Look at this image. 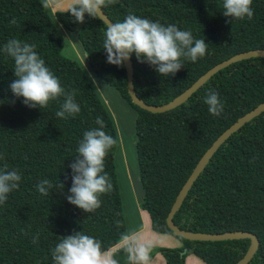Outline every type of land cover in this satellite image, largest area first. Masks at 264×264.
<instances>
[{"label":"trees","instance_id":"1","mask_svg":"<svg viewBox=\"0 0 264 264\" xmlns=\"http://www.w3.org/2000/svg\"><path fill=\"white\" fill-rule=\"evenodd\" d=\"M222 4L223 0H116L102 9L112 23L122 22L131 10L137 16L189 30L194 39H205L208 44L204 57L195 62L182 58L184 66L169 76L139 62L133 53V86L140 99L165 104L218 62L239 52L264 49V0H253L254 15L243 20L225 17ZM13 18L16 24L10 23ZM55 18L68 30L79 24L70 12L58 11ZM106 27L101 18L86 14L77 38L92 71L136 111L135 150L143 189L140 208L149 215L152 230L174 235L166 217L199 158L237 118L264 101V57L222 68L181 105L154 113L131 101L124 65L107 62L103 49ZM9 39L36 45L35 51L66 91L76 90L75 100L81 108L78 114L67 119L55 116L63 97L46 108H30L23 97H14L9 87L16 79L14 60L2 51ZM62 48L63 38L41 0H0V169L6 163L8 170L17 169L22 177L19 188L0 204V264H52L51 249L63 236L79 231L101 240L105 251L116 245L126 235L120 185L129 220L133 217L131 196L120 172L122 146L115 118L111 115L116 132L82 68L65 57ZM209 89L216 90L224 103L219 116L211 114L204 102ZM97 117L116 140L105 159L113 187L100 196L101 207L87 213L67 200L72 185L69 165L78 155L84 131L99 127ZM43 179L60 180L64 187L42 195L35 185ZM173 222L189 231L251 232L259 244L247 264H264V111L220 144L174 213ZM37 233L39 241L33 244ZM174 236L182 242L181 247L158 249L165 264H184L188 254L206 264H235L250 244V238L188 240Z\"/></svg>","mask_w":264,"mask_h":264},{"label":"clouds","instance_id":"2","mask_svg":"<svg viewBox=\"0 0 264 264\" xmlns=\"http://www.w3.org/2000/svg\"><path fill=\"white\" fill-rule=\"evenodd\" d=\"M116 0H71L66 9L76 22L83 23L87 14L90 18L102 17V9L114 4ZM253 0H223V15L231 19H252ZM11 24L17 21L13 18ZM103 49L107 62L123 67L124 62L134 53L141 63L153 66L162 76L175 75L184 64L183 59L192 62L206 55L208 44L205 39H194L189 30H180L175 24L164 25L135 15L131 10L122 22L110 23L105 30ZM36 45L9 39L2 51L14 60L16 79L10 83V89L16 98L23 97V103L30 107L46 108L51 101L63 97L60 110L55 116L61 119L74 117L81 111L75 100L76 90L66 91L60 79L50 70L46 62L35 51ZM93 84L94 77L89 74ZM14 102V101H13ZM208 111L219 116L224 111V103L219 93L209 89L204 97ZM94 127L83 133L77 148L78 155L69 165L72 170V185L67 200L87 213L101 207L100 196L112 190V183L105 171V159L110 149L116 144L113 136L104 130L102 118L97 117ZM0 159H3L0 156ZM255 159V157L253 158ZM21 174L17 169L8 170L5 163L0 169V204L8 194L19 188ZM42 195H49L52 189H63L60 180L53 183L43 179L35 185ZM124 251L128 254L130 264H148L152 244L140 241L134 236L124 237ZM39 241V234L32 237V243ZM52 264H118L111 255H106L103 242L83 231L73 232L51 249Z\"/></svg>","mask_w":264,"mask_h":264},{"label":"water","instance_id":"3","mask_svg":"<svg viewBox=\"0 0 264 264\" xmlns=\"http://www.w3.org/2000/svg\"><path fill=\"white\" fill-rule=\"evenodd\" d=\"M99 18H101L107 25L112 23L104 12L102 14V17ZM251 57H264V49H252V50L239 52L230 56L225 60H222L221 62H218L217 64L213 65L208 70H206L203 74H201L191 85H189L180 94H178L176 97H174L172 100L168 101L167 103L161 105L148 104L144 102L142 99H140L135 93L133 86V67L130 58L129 60H126L124 62V67L126 70L127 91L131 98V101L140 108L154 113L165 112L185 102L197 89H199L204 84V82H206V80H208L213 74H215L222 68H225L234 62L243 59H248ZM263 111H264V101L256 105L253 109L249 110L239 118H237V120H235L221 134H219V136H217V138L211 143V145L205 150V152L199 158V160L193 167L191 173L189 174V176L181 186L166 217L167 226L172 230L173 234L176 236H180L184 239L231 240V239H240V238H250V244L246 252L235 264H247L251 260L259 244L258 238L256 237L255 234L242 230H233L222 233H208V232L183 230L175 225V223L173 222V215L180 207L185 195L192 186L193 182L201 173V171L208 163L214 152L220 146V144L224 142L232 133H234L241 126H243L246 122L258 116ZM183 252L184 250L182 251V253Z\"/></svg>","mask_w":264,"mask_h":264},{"label":"crops","instance_id":"4","mask_svg":"<svg viewBox=\"0 0 264 264\" xmlns=\"http://www.w3.org/2000/svg\"><path fill=\"white\" fill-rule=\"evenodd\" d=\"M41 2L44 5V7L47 10L50 17L52 18V20L54 21V23H55L54 25L57 28V30L59 32H61V34L62 33L67 34L68 36L71 37V39H70L71 45L69 48L67 47L66 43L64 44V41H63V48L61 50V53L65 57H68V58L75 60L77 63L86 62V61L88 63L87 55H86L81 43L79 42V40L77 38V34L80 30L81 23H79L74 30H68L60 22H58L55 18L56 12L66 11L67 7L71 3V0H41ZM108 86H110V85H108ZM116 92H118V91L116 90ZM118 94H119V92H118ZM120 97H121V95H120ZM124 101L129 108H132L126 100H124ZM109 114H110V112H109ZM134 114L136 117V111L135 110H134ZM111 118H112V116H111ZM113 123H114V121H113ZM134 124H135V122H134ZM115 130H116V128H115ZM136 158H137V156H136ZM114 162H115V159H114ZM138 177H139V173H138ZM139 184H140V186L138 189H140V190H137L138 192H137V198L135 201V213H134L133 217L131 216V220H129V217L126 213L124 202H123V205H124V209H123L122 199L124 201V198L122 197L123 194L121 191L122 196L120 195V198L122 197L121 198V205H122L123 216H124L125 227H126V235L125 236H134L135 238L139 239L140 241L149 242L152 244V248H151V252H150V259H149L148 264H165V259L158 249L162 248V247L179 248L182 246V242L172 234L157 233L154 230H152L149 215L147 214V212H145L144 210H142L140 208V203L143 199V189H142L141 183H139ZM120 187H121V185H120ZM124 210H125V213H124ZM125 244H126V241L123 238L119 243H117L116 245H114L111 248H109L108 250H106L105 254L113 256L118 261V264H130V262L128 260V254L126 251H124ZM184 264H206V263L201 258L196 256L195 254H188L185 256Z\"/></svg>","mask_w":264,"mask_h":264},{"label":"rangeland","instance_id":"5","mask_svg":"<svg viewBox=\"0 0 264 264\" xmlns=\"http://www.w3.org/2000/svg\"><path fill=\"white\" fill-rule=\"evenodd\" d=\"M54 23V21H53ZM55 24V23H54ZM57 29V28H56ZM58 31V30H57ZM59 32V31H58ZM59 34L62 36L64 44L66 43L67 47L69 48L71 45V37L67 34ZM65 45V46H66ZM79 66L82 68L84 74L92 84L93 88L95 89L97 95L99 96L100 100L102 101L106 110L110 111L111 115L114 116L116 124L113 123L114 129L115 127L118 128V132L121 139V146H122V159L120 163V172L121 176L127 186L128 192L131 196V205H130V212L132 215L135 213V201L137 198V190L140 186V181L138 177V167H137V158H136V151H135V135H134V122H135V114L132 108H129L125 101L120 97L118 92L110 86H108L104 81L100 80L94 72L90 69L87 61L78 63ZM89 74L95 78L96 84L94 85L92 79L90 78ZM112 119V118H111ZM113 122V120H112ZM117 129L115 130V132ZM118 139V133H117ZM119 142V141H118ZM118 148V143H117ZM116 156L115 161V169L117 168L116 175H117V182L118 186L120 185V173L117 164V149L115 148L114 159ZM118 173V174H117ZM121 192V187L119 188ZM122 196V195H121ZM123 197V196H122ZM122 199V204H123ZM124 209V205H123ZM125 213V210H124Z\"/></svg>","mask_w":264,"mask_h":264}]
</instances>
